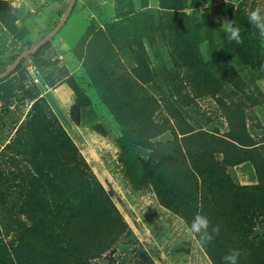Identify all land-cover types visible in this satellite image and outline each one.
Returning a JSON list of instances; mask_svg holds the SVG:
<instances>
[{
	"label": "trees",
	"instance_id": "16d2710c",
	"mask_svg": "<svg viewBox=\"0 0 264 264\" xmlns=\"http://www.w3.org/2000/svg\"><path fill=\"white\" fill-rule=\"evenodd\" d=\"M146 7L143 0V10L130 9L125 23L117 18L102 28L86 27L70 48L119 127L118 162L124 176L131 185H149L158 204L188 230L198 211L209 218L210 233L219 226V235L207 245L193 234L210 264H225L223 257L232 249L241 252L238 264H264V238L258 237L264 232V142H255L245 129L247 111L260 101L245 93L231 65L238 61L255 79L264 78L260 30L233 9L231 19L241 26L243 43L228 39L221 29L217 44L210 22H188L184 0H159L165 14L155 24ZM13 11L0 0L1 25L21 41L26 31L15 26ZM199 39L208 42L212 68L199 55ZM158 43L170 69L149 63L146 49ZM5 67L0 69V104L12 97L4 83L20 63L1 76ZM179 85L192 95L183 103L177 100ZM70 87L72 111L86 98L76 85ZM199 96L212 99L220 111L226 124L222 134L195 131L186 120L181 108ZM28 99L29 111L18 124L11 120V137L0 148V239L9 236L11 242L7 254L0 241V264L9 259L13 264H93L129 230L47 103L33 95ZM165 133L169 138L155 141ZM245 162L255 176L252 185L234 180L232 169Z\"/></svg>",
	"mask_w": 264,
	"mask_h": 264
},
{
	"label": "rangeland",
	"instance_id": "374dc122",
	"mask_svg": "<svg viewBox=\"0 0 264 264\" xmlns=\"http://www.w3.org/2000/svg\"><path fill=\"white\" fill-rule=\"evenodd\" d=\"M2 1H6L14 10V24L24 29L26 36L21 41L14 40L0 23V69L3 65L10 64L12 57L32 48L34 42L46 35L48 28L59 21L68 0ZM145 1L148 7L146 12L153 24L162 22L165 13L159 8V0ZM195 1L196 4H192ZM142 4L143 0L76 1L71 15L49 39L48 46L36 55H31V52L20 60V67L6 79L4 84L12 88V97L6 104H0V148L7 143L6 137H11L12 132L8 131L11 120L18 124L29 111L32 102L28 96L43 98L129 230V235L120 238L93 264H210L184 222L158 204L151 187L147 184L138 187L131 185L125 178L123 167L118 162L117 142L121 140L119 127L98 99L80 62L70 51L71 46L82 37L86 27L102 28L117 18L125 23L127 18L124 16L129 10H143L140 8ZM257 7L264 9V0H184L183 13L189 23L206 25L210 22L212 40L218 44L221 21L230 20L233 9L242 12L248 20L249 13ZM257 46L264 59V36L261 34L257 39ZM146 50L151 66L165 65L170 69L167 52L160 43ZM198 52L203 62L212 68L206 40H198ZM36 60H42L47 65H37ZM231 65L242 79L245 93L256 96L260 101V105L247 111L245 129L255 142L262 143L264 78L255 79L253 72L238 61H232ZM71 83L86 98L80 102L77 110L72 111L68 109V105L74 101ZM178 89L180 99L177 100L180 103L186 101V96L192 97L188 87L179 85ZM2 94L6 96V93ZM169 99L174 101L176 98ZM181 110L195 131H216L222 134L226 130L220 111L213 100L206 96L194 98L189 107H182ZM3 122H6L5 127ZM167 138L169 137L165 133L155 141L164 142ZM232 173L239 185H252L256 181L248 162L235 166ZM259 236L264 238V232H258ZM0 241L4 252L10 254V237L2 235ZM8 263L13 264L10 259Z\"/></svg>",
	"mask_w": 264,
	"mask_h": 264
},
{
	"label": "clouds",
	"instance_id": "9594fccd",
	"mask_svg": "<svg viewBox=\"0 0 264 264\" xmlns=\"http://www.w3.org/2000/svg\"><path fill=\"white\" fill-rule=\"evenodd\" d=\"M248 20L251 24L255 25L260 30V34L264 36V9L260 7L253 9L249 13ZM221 28L228 34V39L235 41L236 44L243 43L241 26L235 19L222 20ZM210 223L209 218L199 211L194 215L191 221L189 232L198 236L202 245H207L214 239L215 235H219V226L213 227L212 232H209ZM240 255L241 252L239 249H232L223 257V260L225 264H238Z\"/></svg>",
	"mask_w": 264,
	"mask_h": 264
},
{
	"label": "water",
	"instance_id": "95a60500",
	"mask_svg": "<svg viewBox=\"0 0 264 264\" xmlns=\"http://www.w3.org/2000/svg\"><path fill=\"white\" fill-rule=\"evenodd\" d=\"M76 0H68L66 2L64 11L59 19V21L55 24V26L40 40H38L34 46L28 50H24L20 52L15 58L12 60V62L8 65H6L4 71L1 73V76L6 75L9 71L13 70L17 64L22 60L24 57H26L29 53L33 52V50L38 49L40 46H42L45 42L49 41V39L54 36V34L61 28V26L64 24L66 19L68 18L69 14L72 11V7L74 5Z\"/></svg>",
	"mask_w": 264,
	"mask_h": 264
},
{
	"label": "crops",
	"instance_id": "0c3cea01",
	"mask_svg": "<svg viewBox=\"0 0 264 264\" xmlns=\"http://www.w3.org/2000/svg\"><path fill=\"white\" fill-rule=\"evenodd\" d=\"M148 8V7H147ZM2 113V112H1ZM0 118H1V115H0ZM4 120H5V118H3ZM3 124H4V127H5V124H6V122H3ZM0 132H1V128H0Z\"/></svg>",
	"mask_w": 264,
	"mask_h": 264
}]
</instances>
